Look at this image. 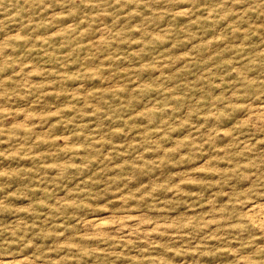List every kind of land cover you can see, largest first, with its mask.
Returning a JSON list of instances; mask_svg holds the SVG:
<instances>
[{
    "label": "rangeland",
    "instance_id": "rangeland-1",
    "mask_svg": "<svg viewBox=\"0 0 264 264\" xmlns=\"http://www.w3.org/2000/svg\"><path fill=\"white\" fill-rule=\"evenodd\" d=\"M263 216L264 0H0V264H264Z\"/></svg>",
    "mask_w": 264,
    "mask_h": 264
},
{
    "label": "bare ground",
    "instance_id": "bare-ground-1",
    "mask_svg": "<svg viewBox=\"0 0 264 264\" xmlns=\"http://www.w3.org/2000/svg\"><path fill=\"white\" fill-rule=\"evenodd\" d=\"M260 212H261V210H260ZM257 213H258V212H257ZM259 214H260V213H259ZM257 215H258V214H257ZM262 215H263V214H262ZM253 217H256V216L253 215ZM253 217H252V218H253ZM258 218H259V217H258ZM254 219H255V218H254ZM254 219H253V220H254ZM253 220H252V221H253ZM255 221H258V222H259L258 224H261V225L263 224V225H264V216H263L261 219H257V218H256ZM255 223H256V222H255ZM11 263H12V262H10V264H11ZM15 263H16V262H14V264H15ZM1 264H7V262H6V263H3V262H2Z\"/></svg>",
    "mask_w": 264,
    "mask_h": 264
}]
</instances>
